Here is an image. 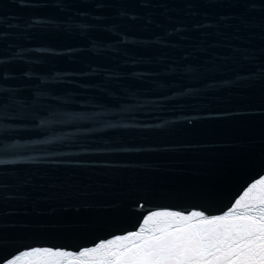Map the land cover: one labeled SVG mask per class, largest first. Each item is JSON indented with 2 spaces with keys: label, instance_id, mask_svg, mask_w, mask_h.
<instances>
[{
  "label": "water",
  "instance_id": "1",
  "mask_svg": "<svg viewBox=\"0 0 264 264\" xmlns=\"http://www.w3.org/2000/svg\"><path fill=\"white\" fill-rule=\"evenodd\" d=\"M0 264H264V0H0Z\"/></svg>",
  "mask_w": 264,
  "mask_h": 264
}]
</instances>
